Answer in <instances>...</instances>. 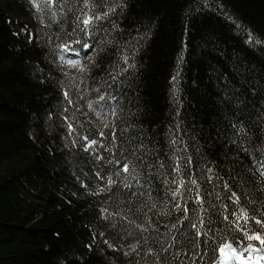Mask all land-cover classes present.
<instances>
[{"label": "trees", "instance_id": "trees-1", "mask_svg": "<svg viewBox=\"0 0 264 264\" xmlns=\"http://www.w3.org/2000/svg\"><path fill=\"white\" fill-rule=\"evenodd\" d=\"M256 220L264 0H0V264H218Z\"/></svg>", "mask_w": 264, "mask_h": 264}, {"label": "snow or ice", "instance_id": "snow-or-ice-1", "mask_svg": "<svg viewBox=\"0 0 264 264\" xmlns=\"http://www.w3.org/2000/svg\"><path fill=\"white\" fill-rule=\"evenodd\" d=\"M90 23V21L88 19L84 20V24L87 26ZM87 46V45H85ZM63 51H67L68 50V46H64V48L62 49ZM65 96L67 98V93H65ZM71 127V125L69 126ZM87 139V138H86ZM96 143L95 140H92L89 142L88 147H91L92 145H94ZM87 150V148L85 149ZM124 171L128 170L127 165L124 166ZM242 218L245 220V222H247L248 220V215L246 212H242ZM227 219V217H226ZM256 223L260 225V227L262 229H264V222H262L261 220H256ZM247 240L248 241H252V240H256L259 241L260 245H264V235H260V234H249L248 232L244 233ZM226 250H229L231 252V256L225 258V252ZM219 252L221 254V260L219 262V264H228V260L231 259H235L238 261H241V264H248V261L251 260V256L253 252H256L257 254H261L264 253V248H260L257 249L254 245L252 244H248L244 247H239V245H237L236 247H233L232 244H225L222 247L219 248ZM247 252L249 254L248 259L244 260L242 259L244 256V253ZM260 259H264V255H259Z\"/></svg>", "mask_w": 264, "mask_h": 264}, {"label": "rangeland", "instance_id": "rangeland-1", "mask_svg": "<svg viewBox=\"0 0 264 264\" xmlns=\"http://www.w3.org/2000/svg\"><path fill=\"white\" fill-rule=\"evenodd\" d=\"M229 252H230V251H229ZM230 253H231V252H230ZM220 255H221V254H220ZM230 256H231V254H230ZM248 256H249V254H248L247 252H245V253H244V256H243L242 259L247 260V259H248ZM257 256L259 257V255H258L256 252H253V253H252V256H251V260H252V261L255 260V261H257L259 264H261V261L257 258ZM225 258H227V257H225ZM220 260H221V256H220ZM251 260L248 261V264H249V262H250ZM258 260H259V261H258ZM218 262H219V260H218ZM228 264H241V261H238V260H235V259H231V260H228Z\"/></svg>", "mask_w": 264, "mask_h": 264}, {"label": "bare ground", "instance_id": "bare-ground-1", "mask_svg": "<svg viewBox=\"0 0 264 264\" xmlns=\"http://www.w3.org/2000/svg\"><path fill=\"white\" fill-rule=\"evenodd\" d=\"M230 252H229V250H226V252H225V257H230ZM221 256V255H220ZM257 258L261 261V264H264V259H260L258 256H257ZM222 259V258H221ZM258 260V261H259ZM249 264H259L257 261H255V260H251L250 262H249Z\"/></svg>", "mask_w": 264, "mask_h": 264}]
</instances>
